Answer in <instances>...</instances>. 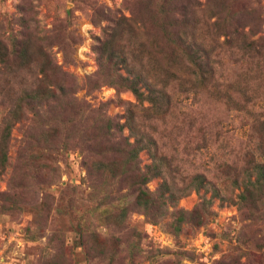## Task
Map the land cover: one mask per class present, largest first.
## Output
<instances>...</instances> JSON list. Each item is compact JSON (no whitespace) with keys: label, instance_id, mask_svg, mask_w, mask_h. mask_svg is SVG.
<instances>
[{"label":"rangeland","instance_id":"1","mask_svg":"<svg viewBox=\"0 0 264 264\" xmlns=\"http://www.w3.org/2000/svg\"><path fill=\"white\" fill-rule=\"evenodd\" d=\"M7 125L0 264H264V0H0ZM99 129L157 173L120 182Z\"/></svg>","mask_w":264,"mask_h":264},{"label":"trees","instance_id":"2","mask_svg":"<svg viewBox=\"0 0 264 264\" xmlns=\"http://www.w3.org/2000/svg\"><path fill=\"white\" fill-rule=\"evenodd\" d=\"M243 37L240 36L238 37V39H236L237 41L244 43L243 42ZM189 63L194 70L195 68L193 66H196V68L200 69L201 72H205L204 70H206L207 66H206V62L205 60L203 61V59H201V56L199 54L196 53H192L189 57ZM204 69V70H203ZM44 76H46L45 72ZM137 77V76H136ZM138 78V77H137ZM139 79V78H138ZM126 80L129 81V84L132 83L133 81H130L128 79V77H126ZM133 85L136 86V82H133ZM130 86L132 87V89L135 86ZM29 92L28 94L34 92L35 96H40L43 98L45 103H42L44 106H47V103H49V100L47 101V99L51 98L52 101H56L55 99L51 97H49V94L47 93V91H50V88H45V90L43 92H41L42 94L46 95V96H42L41 93H37L35 94V91L31 90V89H26V92ZM136 97H141L143 95V92L140 91V89H134ZM34 98V96H33ZM10 102L12 103L10 110H9V116H12L13 118V122L14 121H20L22 117H24V109H26L27 111H29V101H23V100H17L19 103H17L13 98H10ZM58 101V100H57ZM39 102V101H38ZM22 103V104H20ZM60 103V101H59ZM46 104V105H45ZM59 106V104H58ZM8 129V125L7 127L3 130V133L0 136V143L2 145V147L7 151V146H8V139H9V134L11 132V128ZM114 130H119V128H116ZM59 136V135H58ZM68 135L65 134L64 138H66ZM91 138H87L86 140H93V144L94 146H103L106 145L107 147L103 150L105 153H108V151H112L114 153L113 155V161L110 163V171L113 172L114 174H116V176H120L119 181L120 182H124L126 180H132L135 181L137 178V175H140L139 177V181H143V180H147L149 177L153 176L154 174L157 173V170L159 169L158 165H152L154 167H149L147 170H141L139 168L138 165H136L135 163H132V157L134 156V154L136 153V151L138 149H140L142 146H145L146 144L143 142V137L138 136L133 142H128L126 141V139L122 136L117 135L115 131L114 132H108L104 129H99L97 132H95L93 135L91 134ZM262 136H264V134H262ZM264 138V137H263ZM23 141L25 142V144L30 145L32 142H35L36 139L29 135L26 136V138L24 137ZM122 144L127 147L126 149V158H124L123 161H121L122 159L119 158L118 156V152L121 150L122 148ZM147 147V145H146ZM124 151V150H123ZM4 154V153H3ZM7 157V155H6ZM102 168L99 170L98 172H101ZM133 178V179H132ZM133 186V184H132ZM153 195L150 194L147 190H144L140 192V195L137 196V205L139 207H143V211L144 213L149 217L151 221H156V217L162 215V212H160L163 202L159 200L158 197H152ZM130 206H125L122 208L123 212H126L127 209H130ZM122 212V213H123Z\"/></svg>","mask_w":264,"mask_h":264}]
</instances>
